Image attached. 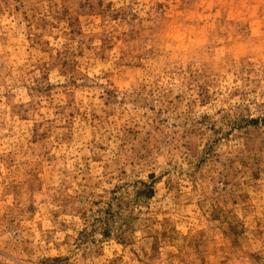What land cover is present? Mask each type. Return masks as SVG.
<instances>
[{"label":"rangeland","instance_id":"obj_1","mask_svg":"<svg viewBox=\"0 0 264 264\" xmlns=\"http://www.w3.org/2000/svg\"><path fill=\"white\" fill-rule=\"evenodd\" d=\"M0 264H264V0H0Z\"/></svg>","mask_w":264,"mask_h":264}]
</instances>
